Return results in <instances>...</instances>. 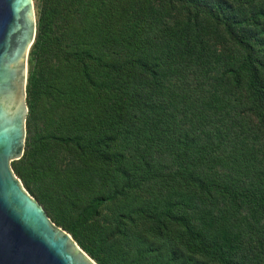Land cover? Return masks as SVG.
I'll list each match as a JSON object with an SVG mask.
<instances>
[{
  "label": "trees",
  "instance_id": "1",
  "mask_svg": "<svg viewBox=\"0 0 264 264\" xmlns=\"http://www.w3.org/2000/svg\"><path fill=\"white\" fill-rule=\"evenodd\" d=\"M28 66L12 167L97 264H264V0H41Z\"/></svg>",
  "mask_w": 264,
  "mask_h": 264
},
{
  "label": "water",
  "instance_id": "2",
  "mask_svg": "<svg viewBox=\"0 0 264 264\" xmlns=\"http://www.w3.org/2000/svg\"><path fill=\"white\" fill-rule=\"evenodd\" d=\"M34 0H0V264H97L24 188L12 163L25 153Z\"/></svg>",
  "mask_w": 264,
  "mask_h": 264
},
{
  "label": "rangeland",
  "instance_id": "3",
  "mask_svg": "<svg viewBox=\"0 0 264 264\" xmlns=\"http://www.w3.org/2000/svg\"><path fill=\"white\" fill-rule=\"evenodd\" d=\"M34 7H35V12H36V20H37L38 19V14H39V11H40V8H41V0H34ZM74 177H76V175H74ZM80 188L82 190L86 189L85 186H83V185H81Z\"/></svg>",
  "mask_w": 264,
  "mask_h": 264
}]
</instances>
